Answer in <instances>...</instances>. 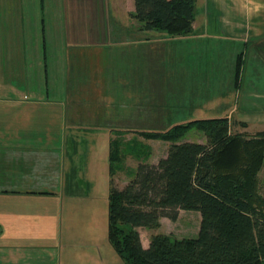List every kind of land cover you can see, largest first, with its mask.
Segmentation results:
<instances>
[{
	"label": "crops",
	"instance_id": "1",
	"mask_svg": "<svg viewBox=\"0 0 264 264\" xmlns=\"http://www.w3.org/2000/svg\"><path fill=\"white\" fill-rule=\"evenodd\" d=\"M201 1L205 38L235 43L237 29L246 24L238 12L247 11L248 2L259 13L252 27L264 28V0ZM48 8V20L41 18L45 35L0 44V264H111L107 224L106 238L99 230L77 227L84 208L96 220V210L86 205L88 192L97 189L108 206L110 142H118L121 170L127 169L116 178L121 188L138 161L156 163L165 155L149 160L142 132L186 123L196 102L220 105L226 91L215 99L201 89L205 82H195L188 67L193 52L168 53L163 43L196 35L195 21L190 32L169 36L141 28L130 15L134 0H55ZM164 60H173L172 66L162 67ZM220 77L207 87H220L223 69ZM130 157L135 164L127 168ZM65 203L66 218L74 216L66 228ZM178 212L175 220L161 217L156 229L136 227L142 246L148 247L153 232L174 234L164 226L183 215L201 217L195 210Z\"/></svg>",
	"mask_w": 264,
	"mask_h": 264
},
{
	"label": "trees",
	"instance_id": "2",
	"mask_svg": "<svg viewBox=\"0 0 264 264\" xmlns=\"http://www.w3.org/2000/svg\"><path fill=\"white\" fill-rule=\"evenodd\" d=\"M196 0H134L131 17L142 29L182 35L192 29ZM242 61H235V78ZM190 127L205 142H175ZM148 139L172 141L156 163L138 161L123 187L113 181L122 162L117 141L110 142L111 174L107 237L125 264H264V194L258 170L264 158V131H230L227 117L198 118L171 126L165 133L145 131ZM122 168V167H121ZM120 168V169H121ZM200 213L197 235L177 238L151 233L143 247L136 227H159L178 211Z\"/></svg>",
	"mask_w": 264,
	"mask_h": 264
},
{
	"label": "rangeland",
	"instance_id": "3",
	"mask_svg": "<svg viewBox=\"0 0 264 264\" xmlns=\"http://www.w3.org/2000/svg\"><path fill=\"white\" fill-rule=\"evenodd\" d=\"M53 1L55 0H0V44L6 39L11 44H14L15 39H20L22 43V38L39 39V37L45 35V29H42L44 23L42 24L41 22H43L42 19L46 16L48 20L50 13L48 7H53ZM245 7L247 11L238 12L239 15L237 18L238 20L246 22V24L243 29H237L238 36L235 43L232 41L229 42L226 39L218 40L217 38L203 37V32L206 30L200 26L205 21V12L201 0L196 1L194 7V21L198 25V35L196 33V35L191 36H178L177 40H164L163 43L167 45L168 53H170V50L174 53L175 50L179 49L182 51L190 49L193 52L192 62L190 64L187 63L188 67L194 71L195 82H205L206 86L201 87V89L207 88V91H210L215 99H218L219 91H226L223 96L220 94V105L216 100L212 101V99L204 101L202 104L196 102L187 120L223 116L228 118L232 133L242 132L252 135L258 131H264V28L252 27V25L257 23L255 18L259 14L253 11V3L248 2L245 4ZM245 7L243 8L245 9ZM39 8H42V10ZM35 10L38 11V20L35 18ZM50 30L56 31L52 28ZM226 31L227 33L229 32L228 29ZM47 35L53 36L55 32H52V35ZM180 56L182 65H184V54L180 53ZM238 56H240L242 64L239 77L235 78V75L232 73L233 69L231 71V65ZM172 63L173 60L170 61V64L164 60L161 66L170 68ZM208 63H211L212 68H207ZM179 66H181L180 62ZM222 69L224 79L222 77L223 80H220V87L218 85L215 87H207L210 85L209 82H216L219 78L221 79ZM221 82H224V84L222 85ZM199 88L200 86H197V89ZM253 91L257 92L254 93ZM213 104H218L219 106L216 105L214 107ZM171 126L173 125L159 126L160 129L158 128L157 131L165 133ZM147 127L149 126L147 125ZM155 127L157 128L158 126ZM182 141L205 142L206 138L200 130L195 127H190L184 134L175 139V142ZM171 142L166 139L149 140L147 138L145 143L147 144L146 152L148 153L149 151V160L161 154H166ZM128 149L134 151L135 147L130 145ZM134 164L135 158L132 157L125 163L127 168L128 166L133 167ZM115 166L118 168L114 170V182H116L117 175L123 176L125 174L124 171L127 170L126 168L124 170L120 169L123 167L122 162H116ZM257 174L260 191L264 194V158ZM93 191L96 196L93 195L94 193L88 192V198L85 200L91 199V202L86 205L90 208L91 212L96 210V220L93 221L92 216L83 206L82 209L84 208V212L82 215L78 214L79 222L77 227L79 229L99 230L103 238H106L107 202L101 198L100 193H97V189ZM63 211H65L63 215V227L66 228V224L68 223L67 219L72 218L74 221V216L66 218V203ZM199 221L195 220L192 216L189 218L188 215H183L182 221H176L174 225H169L171 226L170 228L168 225H165L164 230L173 229L174 234H171L173 237H194L197 235V232H194V230L196 227H199ZM147 233L148 231H143V239H145ZM110 250H112L114 256V259L110 260V263L124 264L111 247Z\"/></svg>",
	"mask_w": 264,
	"mask_h": 264
}]
</instances>
